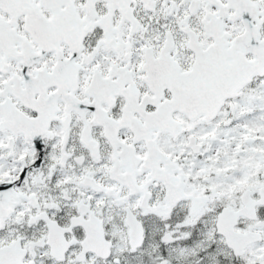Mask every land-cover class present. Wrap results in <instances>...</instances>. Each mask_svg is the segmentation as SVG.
<instances>
[{"label":"snow or ice","instance_id":"obj_1","mask_svg":"<svg viewBox=\"0 0 264 264\" xmlns=\"http://www.w3.org/2000/svg\"><path fill=\"white\" fill-rule=\"evenodd\" d=\"M0 264H264V0H0Z\"/></svg>","mask_w":264,"mask_h":264}]
</instances>
